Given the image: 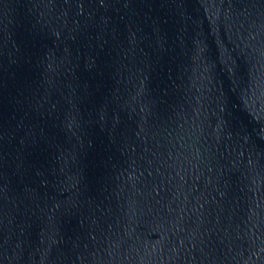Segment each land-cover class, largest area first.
Listing matches in <instances>:
<instances>
[{
    "label": "water",
    "instance_id": "obj_1",
    "mask_svg": "<svg viewBox=\"0 0 264 264\" xmlns=\"http://www.w3.org/2000/svg\"><path fill=\"white\" fill-rule=\"evenodd\" d=\"M0 264H264V0H0Z\"/></svg>",
    "mask_w": 264,
    "mask_h": 264
}]
</instances>
